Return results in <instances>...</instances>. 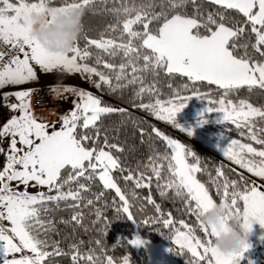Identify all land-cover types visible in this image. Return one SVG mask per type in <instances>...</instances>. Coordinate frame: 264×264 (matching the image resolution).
Masks as SVG:
<instances>
[{
	"label": "snow or ice",
	"instance_id": "obj_1",
	"mask_svg": "<svg viewBox=\"0 0 264 264\" xmlns=\"http://www.w3.org/2000/svg\"><path fill=\"white\" fill-rule=\"evenodd\" d=\"M107 3L63 0L53 6L51 0H0V45L7 48L0 50V144L8 140L7 148L0 147L5 157L0 166V264H54L55 257H70L71 264H132L130 253L119 260L107 254L104 237L116 220L138 223L132 211L136 202L141 211L150 205L156 213L138 224H159L155 231L173 242L168 251L188 256V264H240L249 243L216 248L220 232L205 226L201 217L223 203L226 219L238 217L249 232L256 223L264 227V102L250 99L256 94L264 100V0H121L118 7L103 9L115 22L98 38L84 30L69 53L49 52L32 35L35 12L83 8L95 13L98 4ZM54 19L50 16L49 23ZM65 74L78 75L97 91L53 85V99L67 102L71 96V107L54 112L55 122L37 117L35 90L27 85L41 76ZM162 80L167 98H161L157 86ZM193 96L208 102L204 113H223L221 122L239 133L240 139L230 136L221 149L230 162L227 170L221 163L214 175L185 143L130 111L143 110L180 131L177 115ZM204 113L201 123L207 122ZM112 116L121 117L115 128L104 125ZM129 123L150 150L147 162L137 161L134 167L121 159L125 148L113 142L118 136L109 135ZM237 167L240 171L229 176ZM198 174H206L207 182ZM94 184L97 191H92ZM153 186L162 200L180 202L177 211L195 224L180 219L177 227L172 212L165 213L153 198ZM108 208L114 210L111 218ZM85 209L94 216L88 224ZM64 210L71 211L70 220L59 222L71 224L73 234L76 228L95 233L88 241L93 247L84 249L85 241L74 240L66 250V237L52 238L59 234L54 214ZM124 243L137 247L145 241L137 235L113 247Z\"/></svg>",
	"mask_w": 264,
	"mask_h": 264
},
{
	"label": "trees",
	"instance_id": "obj_2",
	"mask_svg": "<svg viewBox=\"0 0 264 264\" xmlns=\"http://www.w3.org/2000/svg\"><path fill=\"white\" fill-rule=\"evenodd\" d=\"M121 0H108V3L105 5H97L98 10L97 12L93 13L90 11L86 12V15L84 17V30L87 33L89 37L92 38H98L100 33L105 30L108 24L115 22V17L110 13L103 11L104 8H111V7H118L120 5ZM128 3H131V0H127ZM140 0H137V3H139ZM51 3L53 6H59V4L63 3V0H51ZM209 11H213L214 9L211 7H208ZM189 11H191V6H189ZM93 52H95V49H92ZM179 83V82H178ZM158 87H161L164 96L161 98H167L168 89L165 86V82L162 80ZM187 95L188 93H184ZM104 99L111 100L112 103H118L114 98L105 96ZM235 99V98H234ZM251 101L253 103H261L264 102V100L261 99L256 94H253L251 96ZM208 102L206 100H201L198 97L193 96L192 99L187 103V106L183 109V112L187 114L192 107L194 109L200 111V109L205 108L207 106ZM218 106V105H216ZM204 110V109H203ZM203 110L201 113H203ZM130 111L133 113V115L136 118H144V120L150 122L151 124L156 125L159 127L162 131L165 132V134L171 135L174 139H179L185 145L191 149L192 152H194L196 155H198L201 158V162L208 167V170L215 174L214 169L216 166L220 165L221 163L225 164V170H227L228 165L230 162L225 161L224 159H221L218 157L214 152L209 151L203 147H201L198 143L193 142L189 139H187L185 134L181 133L179 130L166 125L162 121H157L154 117L147 115L143 110H136L131 109ZM196 114V111H193ZM212 115L205 116L206 118L212 117ZM199 118H202V116H195L194 119L198 120ZM121 117L119 116H112L109 118H106L104 120V125L108 126L109 128H115L116 125L119 123ZM209 126L214 131H221L228 135L229 137L232 136L233 138L240 139L239 133L235 130L234 126L230 123L227 125V128L230 129L228 132V129L226 128L225 123L223 122H214L213 120L210 121ZM145 128H148V123L144 124ZM110 136H118V140L113 142L120 143L124 148L125 152L121 153V159L125 162L126 165L135 166L137 161L147 162V158L150 154V150L148 148L147 144H143L140 141V138L138 134H135V130L131 126V124L127 125H121L119 127V131H110ZM245 142L246 138H245ZM156 147L160 148L161 151H163V147L160 144L159 141H156ZM256 146V145H254ZM235 167V166H233ZM240 170L236 168V173L229 172L228 175L234 177ZM245 175H247L245 173ZM198 178L202 180V182H207L208 177L206 174H198ZM121 184H123V181H120ZM98 186L96 184L93 185L92 191H97ZM141 192L142 196H146L148 194L147 190H137ZM213 193H215V189H212ZM90 195V193H89ZM113 193L108 194V199L110 200ZM153 198L157 200L158 203L162 205V210L167 213L168 211L172 212V218L174 221H176V226L180 227L178 221L180 219H184L186 222H190L195 224L194 218L188 216L183 211H177L178 208H182V205L180 202H173L171 200H162L159 197L158 192L155 190V186H153ZM63 207V205H62ZM132 211L135 214L136 220L139 223L144 218L153 216L156 213L154 212L153 208L150 205H145L144 210L141 211V205L139 202H136V206L133 207ZM86 217H85V224H88L91 219H94V216L87 215L88 210L85 209ZM106 214L111 218L114 215V210L112 208H108ZM71 211L70 210H64L59 211L54 214V218L56 220V226L59 230V234H53V239H61L62 237H66V239H63L62 247H64L67 250V245L70 241L74 240H83L85 241L84 249H87L89 247H93L94 245H91L88 243L91 237L95 236V233L92 232H84L83 229L76 228L74 234H73V227L71 224H63L60 223V219L64 220H70ZM133 223L132 221L128 219H120L116 220L112 223L107 236L104 237L105 245L107 246V254L113 255L115 258L122 259L123 255L130 253L131 254V261L132 264H147L148 258L147 254L142 249H135L134 247H129L126 243L123 244V246H116L113 247V245L116 244L118 240H121L123 238L132 239L136 235H139L144 240H149L153 243H163L166 244L168 249L173 247V242L166 238L165 235L160 234L159 232L155 231V228L161 227L159 224L148 227L144 226L143 224ZM165 233L168 232L167 229H162ZM170 252V251H169ZM170 256L172 259H174L177 264H188V256L185 255H177L173 252H170ZM54 264H71L70 257H55L54 258ZM262 264H264V261H262Z\"/></svg>",
	"mask_w": 264,
	"mask_h": 264
},
{
	"label": "clouds",
	"instance_id": "obj_3",
	"mask_svg": "<svg viewBox=\"0 0 264 264\" xmlns=\"http://www.w3.org/2000/svg\"><path fill=\"white\" fill-rule=\"evenodd\" d=\"M86 9L60 13L54 9L48 15L38 12L32 14V35L39 43L52 53H69L82 37L84 32V17ZM54 16V22L49 23V17ZM228 210L223 203H217L201 217L209 229L215 227L220 235L214 240L216 248L224 250L238 249L248 241L249 232L238 217L226 219Z\"/></svg>",
	"mask_w": 264,
	"mask_h": 264
},
{
	"label": "rangeland",
	"instance_id": "obj_4",
	"mask_svg": "<svg viewBox=\"0 0 264 264\" xmlns=\"http://www.w3.org/2000/svg\"><path fill=\"white\" fill-rule=\"evenodd\" d=\"M65 84L79 85L87 88L90 91L93 92L97 91L95 88H92L88 84H86L78 75L72 76L68 74L63 75L59 79H57V77L55 76H41L39 81L33 82L27 86L37 87L39 85L53 86V85H65ZM35 92L36 91H34V93ZM206 107L207 106H205V108ZM203 109H200V111H198L194 109V107H192L187 114H185L183 110L179 112L177 115V122L183 127V130H180V132L185 134L186 135L185 137L187 139L198 143L201 147L214 152L218 157L227 161V159L223 157V153L221 149L229 143L230 137L221 131L212 130L211 127L209 126L211 120H213L214 122L222 121L223 113L221 112L204 113ZM194 110L196 111V114L193 112ZM202 110L205 116L213 114L212 117L206 118L207 120L206 123H201L202 118H199L198 120L194 119V115L201 116ZM193 129H194V134L189 135V130H193ZM29 191L35 192L36 189L29 188ZM144 241H145L144 245L137 246L134 248L142 249L146 252L148 258L147 264H177V262L171 258L170 252L168 251V247L166 244L153 243L145 239ZM247 242L249 243L250 247L244 253L243 258L240 260V264H262V261H264V227H261L258 223L254 224L252 234L250 235Z\"/></svg>",
	"mask_w": 264,
	"mask_h": 264
},
{
	"label": "built area",
	"instance_id": "obj_5",
	"mask_svg": "<svg viewBox=\"0 0 264 264\" xmlns=\"http://www.w3.org/2000/svg\"><path fill=\"white\" fill-rule=\"evenodd\" d=\"M0 50H7L6 46L0 45ZM36 92L33 95L32 106L37 117H41L48 122H55L57 119L54 112H63L67 109V105L60 102L58 99H53V94L51 92V85H40L35 88ZM3 91V90H0ZM0 110H2V105H0ZM55 117V118H53ZM3 121L0 120V124Z\"/></svg>",
	"mask_w": 264,
	"mask_h": 264
},
{
	"label": "crops",
	"instance_id": "obj_6",
	"mask_svg": "<svg viewBox=\"0 0 264 264\" xmlns=\"http://www.w3.org/2000/svg\"><path fill=\"white\" fill-rule=\"evenodd\" d=\"M70 84H73V83H70ZM39 86H40V85H39ZM33 88L35 89L36 86L33 87ZM7 90H11V88H10V89H7ZM72 99H73L72 97H68L67 102L62 101V100H59V99H58V100H59L60 102H63L64 104L67 105L68 108H70V107H71V101H72ZM7 144H8V140H7V138H5L3 144H0V146H1V147H5V148H7ZM4 161H5V157H4V155L0 154V166H2V164L4 163ZM147 263H148V261H147Z\"/></svg>",
	"mask_w": 264,
	"mask_h": 264
},
{
	"label": "bare ground",
	"instance_id": "obj_7",
	"mask_svg": "<svg viewBox=\"0 0 264 264\" xmlns=\"http://www.w3.org/2000/svg\"><path fill=\"white\" fill-rule=\"evenodd\" d=\"M53 118H55V117H53Z\"/></svg>",
	"mask_w": 264,
	"mask_h": 264
}]
</instances>
